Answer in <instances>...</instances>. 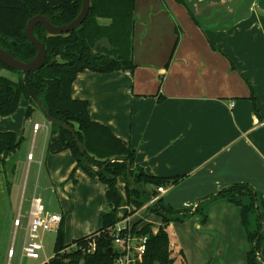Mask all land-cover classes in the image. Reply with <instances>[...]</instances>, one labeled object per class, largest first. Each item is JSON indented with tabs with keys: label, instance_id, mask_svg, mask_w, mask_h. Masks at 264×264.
I'll list each match as a JSON object with an SVG mask.
<instances>
[{
	"label": "crops",
	"instance_id": "crops-1",
	"mask_svg": "<svg viewBox=\"0 0 264 264\" xmlns=\"http://www.w3.org/2000/svg\"><path fill=\"white\" fill-rule=\"evenodd\" d=\"M134 19L135 69L83 70L71 96L87 101L90 118L135 150L136 167L152 176H181L165 187L162 203L181 212L198 207L205 214L204 222L192 212L166 226L170 245L185 263L247 264L250 243L239 208L218 193L247 183L264 209V0H135ZM28 121L19 107L0 116V132L23 138L14 152L0 157V252L17 218L11 191L24 167L25 184L32 167L34 181L26 213L20 214L22 244L31 201L44 202L48 190L57 206L43 205L63 216L66 244L96 232L107 206V185L77 167L69 149L46 152L50 123L34 121L38 129L27 133ZM125 186L119 176L118 215L127 207L131 224L149 222L155 232L160 218L142 212L147 204L132 212ZM10 248L8 258L14 256ZM258 255L262 261L264 247Z\"/></svg>",
	"mask_w": 264,
	"mask_h": 264
},
{
	"label": "trees",
	"instance_id": "trees-1",
	"mask_svg": "<svg viewBox=\"0 0 264 264\" xmlns=\"http://www.w3.org/2000/svg\"><path fill=\"white\" fill-rule=\"evenodd\" d=\"M89 3L84 21L67 33L49 35L42 24L34 25L33 33L46 51L44 65L28 74V84L34 97L27 89L23 72L0 62V69L5 68L17 74V79L12 80L0 73V116L14 113L20 99L24 97L29 102L26 109L28 117L34 110L33 101L38 99L54 120L66 125L51 123L46 119L52 127L46 152L54 154L69 149L77 167L107 185V206L102 214L101 227L70 243H79L86 248L87 243L93 240L94 249L86 251L76 248L58 254L60 249L70 245L65 243L62 216L55 232L54 256L47 264H113L116 250L110 228L120 219L117 212L123 201L116 188L117 178L123 176L126 180V203L133 206L132 212L144 204L140 199L141 194L155 193L146 186L167 187L177 184L181 178L152 176L136 167L135 150L117 138L107 126L90 118L87 101L72 98V82L83 70L108 73L118 70L132 72L135 69L132 57L135 0H89ZM81 6L82 0H0V47L23 62L32 60L36 48L25 35L27 20L42 14L52 24L62 26L78 15ZM21 142L22 138H18L12 131L0 132V157L14 152ZM77 142L81 144L83 153ZM127 165L130 166L128 173ZM218 195L226 197L239 208L241 222L250 243L247 264L262 263L258 254L263 240L261 228L264 209L256 191L247 183H235L223 188ZM147 208L161 222L155 232L152 223H142V220L132 223L134 234L147 236L145 253L137 264H175L176 255L182 264H187L181 251L173 253L166 226L171 221L185 220L192 212H199L204 222V212L198 207L194 211L174 210L164 205L161 197ZM249 213L256 215L255 230L248 229ZM110 247L114 248L112 253L108 252Z\"/></svg>",
	"mask_w": 264,
	"mask_h": 264
},
{
	"label": "built area",
	"instance_id": "built-area-1",
	"mask_svg": "<svg viewBox=\"0 0 264 264\" xmlns=\"http://www.w3.org/2000/svg\"><path fill=\"white\" fill-rule=\"evenodd\" d=\"M39 127L38 123L33 125V129L36 131ZM31 154H28V158H31ZM165 191V187L159 186L156 188V192L151 194L147 207L157 202L161 193ZM128 208L125 207V213L120 216L111 228V235L113 236V244L116 250V256L113 264H137L145 253L147 236H138L132 232V224L130 223V213ZM62 216L59 213L47 212L40 198L34 197L31 201V208L29 211V220L26 230V235L21 247L22 257L29 259H39L40 251L43 250V234L47 231H57L61 222ZM14 224L19 225V218L14 220ZM79 244V243H78ZM77 243H72L63 247L58 251V254H64L68 251H72L76 248H81L86 251H92L94 249V242L90 240L87 243V247L83 248ZM112 248V250H114ZM8 255H13V249L8 250ZM54 256V253L39 264H47L49 260ZM258 259L260 256L258 255Z\"/></svg>",
	"mask_w": 264,
	"mask_h": 264
},
{
	"label": "rangeland",
	"instance_id": "rangeland-1",
	"mask_svg": "<svg viewBox=\"0 0 264 264\" xmlns=\"http://www.w3.org/2000/svg\"><path fill=\"white\" fill-rule=\"evenodd\" d=\"M0 73L3 76L9 77L11 79L14 80L13 75H16L15 72L11 71V70H7L5 68L0 70ZM16 79V76H15ZM34 103V110L32 111V113L27 117L28 118V125L26 126V132L27 133H31L30 131L32 130V126H33V122L37 121L39 122L41 125L46 122L47 118H45V115L43 114V112L39 109V107L37 106L35 100L33 101ZM27 104L29 105V102H27L26 98L22 97L20 99V103H19V109H23V111H26V106ZM18 109V108H17ZM40 134L39 135H43L44 133V127H42L40 129ZM24 136V135H23ZM23 139V138H22ZM28 171V169H27ZM32 171H33V167L30 170V174L28 176V180H27V184L26 183V179H27V172L25 173V167L23 168V170L21 171V173H16V178L15 181L13 183V188L11 191V196H12V202H13V215L15 217H18L19 219H21V225L20 226H14V224H12L10 231L9 226L7 228V232L4 236V240H3V244H2V249L0 252V264H39L41 262H43L45 260V258H49L53 253H54V243H55V238H56V234L55 231H47L43 234V250L40 251V258L39 259H29L26 257H22L21 256V246H22V234H23V229H24V217H20V214L24 215L26 213L27 210V202L29 200L30 194L32 192L33 189V176H32ZM25 180V181H24ZM142 191V189H141ZM144 192V191H143ZM44 195V202H42L43 204H48L46 205L47 207L49 206H54L56 207V200L54 198V196L48 191L45 192ZM141 201L144 203V205H146L149 201V195H147L145 193L141 194L140 196ZM123 204V201L121 203V205ZM149 209L145 208V210H143L142 212H148ZM141 213V212H140ZM150 213L148 212L146 215H149ZM139 214H136L135 216H133L131 218V221L135 220L138 217ZM255 213H249L248 214V229L249 230H255L256 229V225L257 222L255 220ZM153 225V224H152ZM154 226L156 227V225L154 224ZM262 233H263V240L261 243V248L260 250H262V247H264V222L262 223ZM170 231V230H169ZM171 232V231H170ZM168 232V233H170ZM12 247L13 251H14V256L12 258H8L7 256V249L8 247ZM176 253V251L174 250L173 253ZM176 255V254H175ZM264 262V258L262 259V263ZM261 262L259 264H262ZM175 264H182V262L180 260H178V255H176V260H175Z\"/></svg>",
	"mask_w": 264,
	"mask_h": 264
},
{
	"label": "water",
	"instance_id": "water-1",
	"mask_svg": "<svg viewBox=\"0 0 264 264\" xmlns=\"http://www.w3.org/2000/svg\"><path fill=\"white\" fill-rule=\"evenodd\" d=\"M89 7H90L89 0H82L81 10L78 13V15L72 21L62 26H56L52 24L50 20L45 15H42V14H36L32 16L31 18H29L27 20L26 27H25V35L27 39L31 42V44L34 45V47L36 48V54L34 58L28 62L21 61L20 59L14 57L12 54H10L9 52H7L6 50L0 47V62L11 69L23 72V78H24L27 89L30 92L31 96L34 97L33 93L30 90L29 84H28V74L29 72L35 71L39 69L40 67H42L46 59L45 48L43 44L39 41L38 38H36V36L33 33L34 25L37 23L42 24L45 31L49 35H59V34L67 33L71 30L76 29L84 21V19L86 18L88 14ZM35 102L49 122L66 126L65 124H62L59 121L54 120L47 113L43 104L38 99H35ZM77 145L79 146L81 152L83 153L84 150L81 144L77 142ZM129 169H130V166L127 165V171H126L127 173L129 172ZM108 252L109 253L113 252L111 247L108 249Z\"/></svg>",
	"mask_w": 264,
	"mask_h": 264
}]
</instances>
